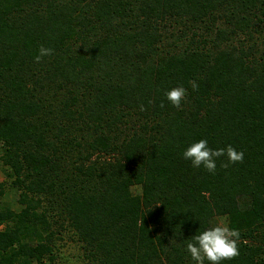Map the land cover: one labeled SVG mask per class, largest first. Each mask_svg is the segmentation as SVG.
Segmentation results:
<instances>
[{
  "label": "trees",
  "instance_id": "1",
  "mask_svg": "<svg viewBox=\"0 0 264 264\" xmlns=\"http://www.w3.org/2000/svg\"><path fill=\"white\" fill-rule=\"evenodd\" d=\"M200 139L243 162L193 167ZM0 164V264H52L64 234L84 264H196L222 221L220 264H264V0H0Z\"/></svg>",
  "mask_w": 264,
  "mask_h": 264
},
{
  "label": "clouds",
  "instance_id": "2",
  "mask_svg": "<svg viewBox=\"0 0 264 264\" xmlns=\"http://www.w3.org/2000/svg\"><path fill=\"white\" fill-rule=\"evenodd\" d=\"M52 54L53 49L41 45L38 48V55L34 57V62L38 63L43 57ZM189 83L194 91L198 89L195 81H189ZM165 97L173 107L179 109L181 102L186 97V89L182 86L174 87L165 92ZM160 107H164L163 102ZM140 110H145L144 105H140ZM222 156L227 157V162L222 163L221 167L227 168L231 164L242 163L244 153L237 151L232 145L213 150L208 147L206 139L192 143L182 153V157L190 160L193 167L203 166L211 174H215L216 159ZM240 236L239 229L230 228L227 222L222 221L220 224L192 236L191 241L186 244V251L196 264H205V261L210 264H220L221 261L232 260L239 255Z\"/></svg>",
  "mask_w": 264,
  "mask_h": 264
},
{
  "label": "rangeland",
  "instance_id": "3",
  "mask_svg": "<svg viewBox=\"0 0 264 264\" xmlns=\"http://www.w3.org/2000/svg\"><path fill=\"white\" fill-rule=\"evenodd\" d=\"M0 182L5 184L4 192L0 196V207L8 208L13 211H19L21 205L18 203L19 193L9 186L10 180L5 176L3 168L0 164ZM132 192L137 194L138 190L133 189ZM61 238L55 239V260L52 264H84L82 252L76 241L69 238V234L62 235Z\"/></svg>",
  "mask_w": 264,
  "mask_h": 264
}]
</instances>
